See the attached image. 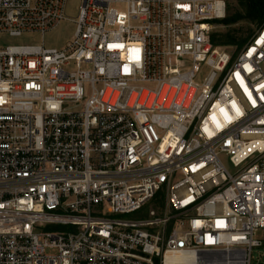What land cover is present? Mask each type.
I'll return each instance as SVG.
<instances>
[{"label": "built area", "instance_id": "1", "mask_svg": "<svg viewBox=\"0 0 264 264\" xmlns=\"http://www.w3.org/2000/svg\"><path fill=\"white\" fill-rule=\"evenodd\" d=\"M0 0V264H252L264 251V27L230 0ZM138 215L136 218H131Z\"/></svg>", "mask_w": 264, "mask_h": 264}, {"label": "rangeland", "instance_id": "2", "mask_svg": "<svg viewBox=\"0 0 264 264\" xmlns=\"http://www.w3.org/2000/svg\"><path fill=\"white\" fill-rule=\"evenodd\" d=\"M80 2L71 0L67 10V15L70 19H76L79 14ZM239 0H230L227 8V17L234 15L237 12H241ZM238 31V38H250L255 34L259 27L255 23L248 21H241L236 25L229 27L224 26L219 32H226L228 29ZM75 31V25L70 21L63 22L55 30L47 33L44 38L40 35H25L20 38L11 37L7 34H0V49L7 46H33L40 45L43 42L48 48H61L68 43ZM249 38V39H250ZM248 39V40H249ZM247 40V42H248ZM243 47V46H242ZM242 47L239 45L226 47V51L230 53L238 52ZM138 215H134L131 218H136ZM252 264H264V251L262 249H255L253 252Z\"/></svg>", "mask_w": 264, "mask_h": 264}, {"label": "trees", "instance_id": "3", "mask_svg": "<svg viewBox=\"0 0 264 264\" xmlns=\"http://www.w3.org/2000/svg\"><path fill=\"white\" fill-rule=\"evenodd\" d=\"M230 2V1H229ZM241 12L228 16L223 22V26L229 27L241 21L255 23L259 28L264 27V0H239ZM228 29V28H227ZM250 38H238V31L228 29L226 32H219L213 36L215 46L231 47L244 46Z\"/></svg>", "mask_w": 264, "mask_h": 264}]
</instances>
